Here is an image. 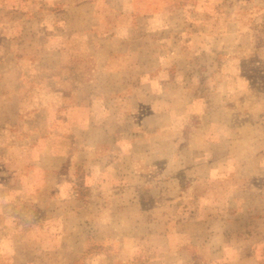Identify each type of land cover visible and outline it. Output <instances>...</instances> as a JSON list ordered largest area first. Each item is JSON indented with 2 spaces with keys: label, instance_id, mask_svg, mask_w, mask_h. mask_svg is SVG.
<instances>
[{
  "label": "rangeland",
  "instance_id": "rangeland-1",
  "mask_svg": "<svg viewBox=\"0 0 264 264\" xmlns=\"http://www.w3.org/2000/svg\"><path fill=\"white\" fill-rule=\"evenodd\" d=\"M0 264H264V0H0Z\"/></svg>",
  "mask_w": 264,
  "mask_h": 264
}]
</instances>
